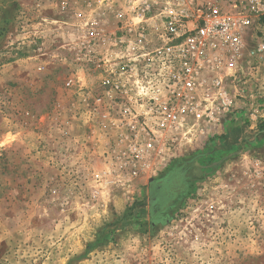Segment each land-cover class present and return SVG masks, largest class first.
Returning <instances> with one entry per match:
<instances>
[{
	"label": "rangeland",
	"instance_id": "374dc122",
	"mask_svg": "<svg viewBox=\"0 0 264 264\" xmlns=\"http://www.w3.org/2000/svg\"><path fill=\"white\" fill-rule=\"evenodd\" d=\"M106 5L0 0V264H264V108L132 173Z\"/></svg>",
	"mask_w": 264,
	"mask_h": 264
},
{
	"label": "built area",
	"instance_id": "2783aa9c",
	"mask_svg": "<svg viewBox=\"0 0 264 264\" xmlns=\"http://www.w3.org/2000/svg\"><path fill=\"white\" fill-rule=\"evenodd\" d=\"M97 2L107 4L116 23L112 33L102 25L107 16L86 25L94 31L89 44L105 45L103 87L124 100L117 117L126 128V169L136 174L153 154L167 160L168 145L180 138L220 135L243 107L257 119L264 108V35L255 29L264 0Z\"/></svg>",
	"mask_w": 264,
	"mask_h": 264
},
{
	"label": "trees",
	"instance_id": "16d2710c",
	"mask_svg": "<svg viewBox=\"0 0 264 264\" xmlns=\"http://www.w3.org/2000/svg\"><path fill=\"white\" fill-rule=\"evenodd\" d=\"M261 23L264 25V15L260 19ZM139 206V205H138ZM143 210V209H142Z\"/></svg>",
	"mask_w": 264,
	"mask_h": 264
},
{
	"label": "crops",
	"instance_id": "0c3cea01",
	"mask_svg": "<svg viewBox=\"0 0 264 264\" xmlns=\"http://www.w3.org/2000/svg\"><path fill=\"white\" fill-rule=\"evenodd\" d=\"M262 92H263V95H264V90H262Z\"/></svg>",
	"mask_w": 264,
	"mask_h": 264
}]
</instances>
